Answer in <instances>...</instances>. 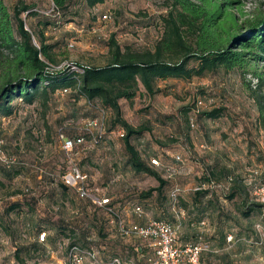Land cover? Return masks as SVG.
Returning <instances> with one entry per match:
<instances>
[{
	"label": "rangeland",
	"instance_id": "374dc122",
	"mask_svg": "<svg viewBox=\"0 0 264 264\" xmlns=\"http://www.w3.org/2000/svg\"><path fill=\"white\" fill-rule=\"evenodd\" d=\"M170 1L105 0L91 8L81 7L73 14L78 8L74 1L69 11L60 14L58 27L49 16L22 14L21 17L36 41L42 32L45 43L50 45L53 71H56L53 67L66 63L104 66L109 56L106 42L110 36L122 48L151 49L161 32L159 16L164 12L165 3ZM4 2L10 12L15 5L24 4L42 11L50 7L49 0ZM237 2L232 10L237 8L239 22L252 18L255 13L264 19V0ZM102 14H109L110 19L103 21ZM255 67L264 82V66L260 63ZM242 77L238 70H219L190 80L157 81L162 92L149 96L139 86L133 99L119 100L122 118L133 126L147 128L131 137L130 142L146 165L164 180L163 185L152 176L131 169L124 145L117 138L118 130L109 134L101 146L87 144L70 159L59 150L55 141L57 129L78 128L91 115L83 100L72 106L67 95H59L46 108L36 103L25 107L21 103L15 106L12 115L0 116L2 149L7 157L18 162L12 170L0 167V264H17L15 252L27 264L63 260L72 242L96 251L100 264H107L114 257L126 264H147L142 256H153L148 242L121 238L106 210L89 198H78L72 188H65L59 182L56 186L39 183L38 172L31 167L36 163L45 164L58 179L63 169L78 165L89 177L90 194L109 197L112 207L128 222L156 218L173 222L169 192L175 186L179 188L178 213L183 218L187 208L182 203L192 200L195 189L210 174L223 187L204 184V188L214 191L217 209L213 215L207 209L206 223L202 225L205 226L203 242L209 248L202 253V263L264 264V207L253 206L249 218L242 216L241 211L259 202L245 190L235 192L230 198L231 190L222 172L228 164L236 174L254 169L264 174V129L257 123L251 91L256 89V81L251 74H246L245 79ZM255 93L264 96V89ZM203 95L212 98V104L195 107V101ZM213 108H221L222 116L215 119L200 116ZM73 109H77L75 117H71ZM188 117L194 119V126L189 127ZM215 153L222 154L224 160L218 159ZM175 155L182 161L175 162ZM152 157L170 166L172 175L168 177L162 167L150 166ZM155 187L157 191L145 196L148 189ZM134 206L141 208V217L133 213ZM219 215L234 222L232 247L218 244L217 237L211 235ZM186 224L183 223L182 229L189 234L188 229L192 227ZM42 230L46 233L45 241L38 239V232ZM196 231L191 230L192 235ZM191 232L190 238L178 234L177 241L191 242Z\"/></svg>",
	"mask_w": 264,
	"mask_h": 264
},
{
	"label": "trees",
	"instance_id": "16d2710c",
	"mask_svg": "<svg viewBox=\"0 0 264 264\" xmlns=\"http://www.w3.org/2000/svg\"><path fill=\"white\" fill-rule=\"evenodd\" d=\"M49 1L53 4L51 11L53 13L41 15L33 11L36 8L24 4L20 7L15 5L12 12H10L4 0H0V116L8 117L12 115L15 106L21 103L25 107H33L36 103L46 108L59 95H67L69 101H72V106L77 101L83 100L86 109L91 113L89 118L97 117L99 112L105 114L104 133L99 142L92 147L101 146L106 137L112 132L123 131V135L121 137L117 136V138L124 145L127 164L134 172L148 174L161 185L165 183L164 180L155 170L146 165L130 142L131 137L139 135L147 128L133 126L121 116L119 100L133 99L139 91V86L143 88L146 94L153 96L162 92V89L157 86V81L168 79L190 80L193 77H203L219 70H238L241 72L243 79H245L246 74H251L256 81V89L251 90L256 105V120L258 125L264 129V96L255 93L264 89L262 76L255 67L260 63L264 66V19L260 14L255 13L252 18L239 22L236 18L237 8H234V11L232 10L234 7L232 5L238 3L237 0H171L166 2L164 12L159 16L160 36L151 49L137 50L129 46L122 48L114 36H110L106 42L109 53L107 64L104 66H81L83 67L82 74L73 72L68 68L59 71L50 70V63H53V58L49 53L50 45L45 43L42 32L38 40H35L33 33L26 29L21 15L49 16L53 18L52 22L55 27H58L61 25L60 14L69 11L74 1L78 4V8L72 12L73 14L77 13L81 7L91 8L104 3L105 0ZM242 30H245V32L242 33ZM63 89H68L69 92L60 94ZM202 97L213 102L212 98H207L208 95ZM13 100L16 101L15 104H12ZM76 111L77 109H73L71 117L76 116ZM200 116L215 119L222 116V109L213 108L200 113ZM187 123L189 127L194 126V119L188 117ZM71 129L58 128L55 141L58 145L59 132H62L68 138L83 137L84 143L74 147V152L79 154L88 144V137L79 127ZM175 156L173 159L177 162ZM215 156L220 160H224L222 154L215 153ZM153 158L157 159L152 157L149 160ZM158 162V167L165 168V166H168L160 160ZM17 164L18 162L15 161L8 167L2 164H0V167L12 170ZM149 165L156 167L151 162ZM31 167L38 172L39 183L56 186L59 182L61 186L70 188L62 180V176L69 171V167L63 169L64 172L59 179L43 163H36ZM223 167H227L223 168L222 172L225 174L224 182L231 190L229 197L231 198L237 191L242 192L244 190L251 195L252 187L244 182L248 176V171L245 170L236 174L232 166L227 164ZM79 168L87 174L81 167ZM209 175L203 178L204 180L200 183L199 189H195L192 200H186L188 202L182 203V206L187 208L183 218L178 213L179 192L175 202L170 197V193L174 188L179 190L176 186L169 192V209H171L174 221L156 218L165 220L176 228L175 240L179 246L203 242L202 233L205 226H202V222L206 223L207 209L210 210L212 215L217 209V201L213 196L214 191L204 188V184L207 183L213 188L223 186L213 181ZM211 175H213L212 172ZM254 183H264V174L261 171L258 172ZM157 189V187L148 189L145 196H149ZM109 201L110 206H113L110 198ZM243 201L245 202V200ZM253 206L264 207V204L256 203L248 206L246 211H241V215L249 218ZM220 215L212 227L211 235L217 237L218 244L223 246L226 244L229 248L235 243L232 232L235 225L227 216ZM190 217L197 221H192ZM183 223L184 225L189 223L192 227L188 229L189 234L183 231ZM195 229L198 231L192 235L191 230ZM190 232L191 237H193L191 242L179 243L177 241L178 234L190 238ZM41 233H44V238L41 241H45L46 233L43 230L39 231L38 236ZM229 236L231 240L227 242ZM40 244L42 243L40 242ZM72 246L83 248L72 242L67 246L65 257ZM142 257H145L147 263V259L151 256L145 254ZM15 258L17 264H27L18 252H15ZM86 262L89 264L88 261ZM122 263L126 264L125 262Z\"/></svg>",
	"mask_w": 264,
	"mask_h": 264
},
{
	"label": "built area",
	"instance_id": "2783aa9c",
	"mask_svg": "<svg viewBox=\"0 0 264 264\" xmlns=\"http://www.w3.org/2000/svg\"><path fill=\"white\" fill-rule=\"evenodd\" d=\"M51 3V2H50ZM53 9V4H50V8L47 11L39 9H33L41 15H49ZM101 19L106 21L110 19L109 14H102ZM35 43V42H34ZM68 68L69 70L78 74L83 73V67L77 66L73 63L60 64L53 67L56 71ZM52 70V68L50 69ZM68 89L61 90L60 94L68 93ZM207 104H211L210 99L205 100L204 97L196 100L195 107L200 108ZM104 120L105 114L99 112L97 117L86 118L81 126L80 130L88 137V145L93 146L99 142L104 133ZM123 131L119 130L117 136H122ZM58 148L64 153L68 159L75 153L74 147L84 143V138L81 136H74L72 138L66 137L62 132L58 133ZM2 140H0V164L8 167L15 162V159L7 157L2 149ZM177 162H181L180 156L176 155ZM151 164L158 167L159 162L157 159H151ZM168 177L172 175L170 166L163 168ZM258 175L257 170H248V176L245 179V184L251 186V197L253 200L264 204V183H254L255 178ZM63 182L70 188H72L78 197L86 199L89 198L94 204L106 210L110 216V223L113 225L116 232L123 238H136L142 241L148 242V246L153 251V256L147 259V264H202L201 254L205 251H209L208 246L203 243L185 244L179 246L176 244L174 228L169 222L165 220L152 219L144 221L143 223L128 222L117 210L110 206L109 198L107 197H95L92 196L87 188L88 176L83 173L76 164L69 166V171L62 176ZM196 189H199L196 188ZM179 190L174 188L170 197L175 202ZM133 213L141 217L142 210L139 206H134ZM202 225H205L202 222ZM44 233L39 235V240H43ZM231 237H227V241H230ZM86 261L89 264H100L98 261L97 253L92 249H84L77 246H72L63 260L47 261L39 264H84ZM107 264H123L120 259L113 258Z\"/></svg>",
	"mask_w": 264,
	"mask_h": 264
},
{
	"label": "crops",
	"instance_id": "0c3cea01",
	"mask_svg": "<svg viewBox=\"0 0 264 264\" xmlns=\"http://www.w3.org/2000/svg\"><path fill=\"white\" fill-rule=\"evenodd\" d=\"M49 5H50V2H49ZM34 8H35V7H34ZM49 8H50V7H49ZM36 9H37V8H36ZM139 222H142V223H143L144 221H139Z\"/></svg>",
	"mask_w": 264,
	"mask_h": 264
}]
</instances>
